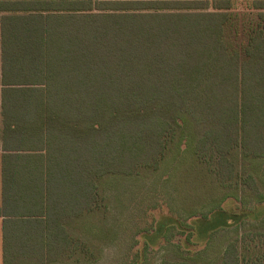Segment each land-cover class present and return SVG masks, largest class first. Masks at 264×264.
Segmentation results:
<instances>
[{"label": "trees", "instance_id": "trees-1", "mask_svg": "<svg viewBox=\"0 0 264 264\" xmlns=\"http://www.w3.org/2000/svg\"><path fill=\"white\" fill-rule=\"evenodd\" d=\"M233 5L0 0L4 264L92 260L80 233L108 212L104 181L155 172L173 148L214 201L264 199V0L243 47ZM238 234L216 261L171 250L160 264H264L239 252L264 226Z\"/></svg>", "mask_w": 264, "mask_h": 264}, {"label": "rangeland", "instance_id": "rangeland-1", "mask_svg": "<svg viewBox=\"0 0 264 264\" xmlns=\"http://www.w3.org/2000/svg\"><path fill=\"white\" fill-rule=\"evenodd\" d=\"M252 2L233 0L236 17L227 36L236 47L247 44L257 23ZM195 163L191 153L173 148L155 172L107 178L103 190L108 212L93 216L90 230L80 233L96 257L51 264H160L171 250L188 261L201 254L213 262L229 238L250 225L264 226V199L228 196L214 201L221 190ZM258 173L263 176L264 164ZM204 222L206 231L201 233L197 226ZM239 252L243 260L264 257V243L241 241Z\"/></svg>", "mask_w": 264, "mask_h": 264}, {"label": "crops", "instance_id": "crops-1", "mask_svg": "<svg viewBox=\"0 0 264 264\" xmlns=\"http://www.w3.org/2000/svg\"><path fill=\"white\" fill-rule=\"evenodd\" d=\"M2 76V51H1V27H0V77ZM2 85H0V135L2 129ZM1 144V140H0ZM2 157L3 151L0 150V205L2 204ZM0 264H4V256H3V217L0 216Z\"/></svg>", "mask_w": 264, "mask_h": 264}]
</instances>
